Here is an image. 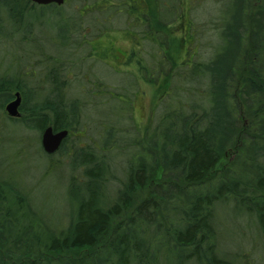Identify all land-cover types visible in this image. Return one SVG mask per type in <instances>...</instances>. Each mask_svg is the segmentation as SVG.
I'll use <instances>...</instances> for the list:
<instances>
[{"label":"trees","instance_id":"1","mask_svg":"<svg viewBox=\"0 0 264 264\" xmlns=\"http://www.w3.org/2000/svg\"><path fill=\"white\" fill-rule=\"evenodd\" d=\"M27 2L22 13L30 8ZM230 3L222 43L211 57L169 60L172 77L163 81L168 88L158 101L157 121L141 138L125 137L109 121L102 137L80 144L79 136H86L80 109L65 98L57 68L48 72L47 92L31 103L27 99L35 92L0 76V110L18 91L17 121L40 133L48 125L67 129L56 152L75 137L69 166L79 170L67 181L72 205L58 225L40 215L13 176H0V264H158L162 255L166 264H238L218 253L220 207L254 218L264 238V60H250L252 47H243L247 0ZM6 11L13 20L9 5ZM167 25L156 16L152 30L167 33ZM250 39L264 42L256 30ZM130 53L139 71L148 70L134 50ZM152 78L148 81L156 83L157 76ZM202 86V100L194 98ZM236 144L243 150L235 165L207 179Z\"/></svg>","mask_w":264,"mask_h":264},{"label":"rangeland","instance_id":"2","mask_svg":"<svg viewBox=\"0 0 264 264\" xmlns=\"http://www.w3.org/2000/svg\"><path fill=\"white\" fill-rule=\"evenodd\" d=\"M101 1L66 0L60 6L30 7L22 13L24 0H0V76L18 79L25 89L35 92L36 96L30 98L27 94V103H31L47 92L48 72L57 68L59 79L65 82V98L75 100L80 109V125L86 135L78 138L82 145L102 137L112 124L109 121H114L113 125L121 128L125 137L141 138L144 130L157 121L160 111L157 104L168 88L163 81L172 77L167 75L171 71L169 60L177 64L190 57L202 61L211 57L222 43L221 28L228 18L226 8L231 2L194 0L199 3L188 10L193 37L190 35L184 44L181 37L186 31H181L176 22L167 33L165 29L157 33L142 31L132 25L128 29L132 18L128 19L123 0L96 4ZM164 2L169 4L167 7L172 13L176 7L178 14L185 12L184 0H152L156 16L166 23L172 20L161 18L166 12ZM247 3L250 7L243 16L246 27L243 47H252L250 60H264V54L260 55V47L264 49V0H247ZM93 4L97 7L83 15V6ZM7 5L13 20L8 18ZM12 27H19L18 32L11 31ZM251 30L258 32L262 44L250 39ZM133 50L140 56L142 65L148 67L145 72L132 63L131 53L126 57ZM165 54L169 55L163 59ZM153 65L156 71L151 73ZM153 76H157L156 83L148 81ZM113 90L120 95H114ZM202 91L203 86L194 98L202 100ZM110 96L125 105L128 101L131 104L126 108ZM191 97L186 95V100ZM6 103L0 110V176H13L42 217L48 222L63 224L72 205L67 195V181L72 174L79 176V170L70 168L68 155L76 138L68 139L62 152L48 154L41 147V133L17 121L20 114L10 117L4 108ZM154 108L158 110L151 122ZM242 150L239 144L230 148L207 179L230 164L235 165L237 154ZM217 211L218 253L238 264H264V238L254 218L238 215L229 207H220ZM159 260L158 264H166L164 255Z\"/></svg>","mask_w":264,"mask_h":264},{"label":"flooded vegetation","instance_id":"3","mask_svg":"<svg viewBox=\"0 0 264 264\" xmlns=\"http://www.w3.org/2000/svg\"><path fill=\"white\" fill-rule=\"evenodd\" d=\"M65 1L66 0H63V2L60 4H57L55 2L40 4L32 0H28L27 3L29 4L31 8L36 7V6H41V5H50L54 7V6H60L64 4ZM105 1L110 3V1L108 0H103L101 2H96V4L104 3ZM123 2H124L123 8L125 9L128 19L132 18V19H129L128 21V23L130 24L129 27L127 26L128 29L131 28L130 27L131 25L134 28H138L139 30H142V31H148V30L150 31L153 29V26L155 25L156 11H155V7L152 4V0H123ZM195 3L198 4L199 2H196L194 0H184V4L186 5L185 12H183L182 14L181 13L178 14L177 7H176V10L173 11L172 13L171 8L167 7L169 4L167 2H164V6L166 9L164 17L165 19L167 18L168 20L170 19L172 20V21L167 22L168 23L167 26L168 28H171L173 23L176 22L180 26V28H182L181 31H186V35L185 36L183 35L181 37V41H184V44H185V41H188V38L190 35H191V38L193 37V32H192L193 23L188 18V10L189 8L191 9V7L195 5ZM96 4L89 5V6L87 5L83 6L84 7L83 15L91 12L94 8H96L97 7ZM125 5H127V8L125 7ZM98 8H102V7H98ZM122 10H119V11H122ZM189 23L192 24V27L191 25H189ZM128 54H130V52Z\"/></svg>","mask_w":264,"mask_h":264},{"label":"water","instance_id":"4","mask_svg":"<svg viewBox=\"0 0 264 264\" xmlns=\"http://www.w3.org/2000/svg\"><path fill=\"white\" fill-rule=\"evenodd\" d=\"M34 2L40 4H46L49 2H55L60 4L63 0H32ZM21 102V96L18 91L14 93V98L8 101L5 105V111L10 117H18L19 116V106ZM67 129H60L54 131L51 125L46 126L40 135V143L44 152L48 154L55 153L59 147L61 146L64 138L67 136Z\"/></svg>","mask_w":264,"mask_h":264}]
</instances>
